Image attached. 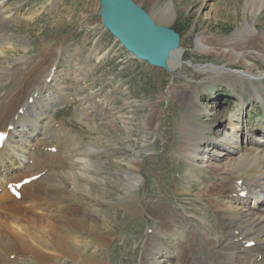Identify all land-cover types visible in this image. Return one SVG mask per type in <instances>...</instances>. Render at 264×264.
<instances>
[{
    "label": "rangeland",
    "instance_id": "obj_1",
    "mask_svg": "<svg viewBox=\"0 0 264 264\" xmlns=\"http://www.w3.org/2000/svg\"><path fill=\"white\" fill-rule=\"evenodd\" d=\"M250 1L131 0L135 7L149 15L154 22L155 19L158 20L156 13L159 9H163L167 4L171 6L170 10L174 15L167 19L160 18V23L157 24L178 35L179 45L184 53V63H178L171 72L136 59L110 34L102 23V0L7 2L11 12L5 13V17L12 16L8 24L11 38L9 43L4 42L0 46L1 50L8 49V54H0V80L4 81L0 84V97L11 87L12 78L6 79L10 76L6 75V71L10 73L11 65H14L13 76L16 77L34 68L40 72L58 51V62L54 67L56 71L46 84L47 89L38 91L39 93L44 90L42 95L46 98H61V101L55 102L57 104L51 107L47 121L50 128L53 126L57 128L56 131L63 130L65 133V141L60 145L58 137H47L50 145H59V155L55 157L50 172L65 181V176L61 173L70 168L69 164L76 163L72 157L92 146L86 164L91 172H98L97 176L93 175L89 179L92 193H70V197H67L73 204L83 208L82 216L86 217L98 232L83 231V239L89 238L96 242L100 234L109 231L114 233L111 243L98 247L99 254L90 250L93 253L89 256L90 263L148 264L145 248L150 228L156 221L144 212L129 213L119 201L125 194V173L132 167V162H137L142 169L143 179L135 190L130 189L133 197L140 201L169 204L177 211L179 224L186 217L192 225L199 228V218L204 214L210 223L203 236L198 233L202 228L190 232V247L185 258H181V264H204L196 262L197 257L192 254V249L203 244L208 254L215 240L225 237H229L236 244L233 264H264L259 255L264 251V245L247 248L246 244L250 243L247 238L235 234V229L225 227L223 223H216L213 207L208 204L209 197L203 194L206 187L219 184L222 187L227 184L235 156L226 154L223 148L202 147L199 156L181 150L184 142L180 125L182 117L188 109L197 105L205 109L204 116L198 123L206 130L210 129L208 123L214 119L210 115L213 111L221 113L223 117L220 121L225 120L228 127H234L237 122V125L243 123L247 128L246 134H249L248 130L264 125L261 104L258 100L249 98L247 94L255 87L260 95L264 96V77L257 78L264 72V62L260 59L254 60L252 55L254 51L264 54V47H258L255 43L246 46L247 51L237 59L227 49L232 48L235 51V48L241 47L240 42L245 41L242 39L245 36L237 38L240 39L239 45H235V32L246 23L256 24L259 31H264V8L259 14L250 16L247 6ZM199 37L209 40L207 44L213 46L214 50L199 54ZM246 52L252 53L247 56ZM192 63L194 67H191ZM196 66H212L213 70L206 73L197 72ZM248 67H252L256 80L253 85L247 87H243L244 80L238 81L234 77L216 74L217 71H214L226 68L229 72H243ZM31 94V91L22 93L24 97ZM237 94L244 99L243 111L240 107V96ZM215 130L216 128H211L210 131ZM254 139L258 142L256 135ZM42 141L43 137L37 135L30 145L34 148L37 142ZM72 142H75L73 146ZM214 145L217 146V143ZM39 152L48 153L46 150ZM68 153L72 154L71 159L68 158ZM52 158L51 162L54 159ZM35 166L40 167L38 164L32 165L33 168ZM79 168L80 164H75L73 172L81 175L84 172ZM36 171H39V168L29 170L28 173ZM85 178L80 176L77 182L80 183ZM102 197L105 200H102ZM94 198H100L96 199L99 200L100 206L90 203ZM26 199L25 196L23 202ZM65 203L63 201L61 204ZM231 203H223L220 206L223 208ZM230 206L242 210L246 207L255 208L252 200L247 205L233 203ZM52 209L56 210V207ZM0 217L3 225L7 227L3 229L0 226V232L4 230L3 235L8 236L10 233H16V239L13 236L7 237V240L16 241L14 246L4 245L7 251L12 253L9 255L8 264L17 260L15 257L13 261L10 260L14 254H19L20 260L27 261V264H35L29 257L31 252L42 254L45 260L62 254L63 249L59 248L56 233L54 236L50 234V228L48 231L38 226L37 221L48 223L52 221L51 218L43 220L23 205H20L18 210L9 209L4 213L0 211ZM31 226L34 229L30 230ZM2 238L7 242L4 236ZM154 245L157 255L154 256L152 264H165L159 255L166 249L170 251L173 248L172 238L171 244L166 237L156 241ZM237 251L242 254L237 255ZM79 253H84L82 248ZM62 260L65 264H79L69 261L67 257Z\"/></svg>",
    "mask_w": 264,
    "mask_h": 264
},
{
    "label": "bare ground",
    "instance_id": "obj_2",
    "mask_svg": "<svg viewBox=\"0 0 264 264\" xmlns=\"http://www.w3.org/2000/svg\"><path fill=\"white\" fill-rule=\"evenodd\" d=\"M8 1L9 0H0V46H2L4 42L9 43L11 38L8 24L12 16L7 15L5 17V13L11 12V8L9 9L10 6L7 4ZM247 6H249L250 16L254 14L256 15V13L264 8V0H251L250 3H247ZM170 8L171 6L167 4L165 7H163V9H159L156 13L159 17L157 16L158 20L155 19V22L151 17H149V15L146 16L155 26L167 29L165 26L162 27L157 24L160 23V18L167 19L174 15ZM243 36L245 37L242 38ZM237 38L245 39V41L240 42L241 44L239 45L238 41H240V39ZM207 41L209 40L203 37L197 38V52L199 54H202L208 50H214V48H212L213 46L210 47L207 44ZM237 43L239 46H241L239 49L235 48L234 51L232 48H227L232 52V55H235V59H237L239 55L243 54L244 51H247L246 46L253 45L255 43L258 47L260 45L264 47V31H259L256 24L246 23V25H242L235 32V45ZM7 51L8 49H2L0 54H8ZM246 53L247 56H250V53L252 52ZM183 54L184 53L182 52V49L179 45L178 38L176 45H174L171 50L168 51L165 57V68L171 72L178 63H184ZM252 55L254 60L257 61L260 59L264 62V54L260 53V51H254ZM58 56L59 53L56 51L55 57L50 59V62L47 64V66L40 70V72L34 68L28 70L27 73L22 72V75L20 74L21 76L18 75L19 77H16L13 76L14 65H11V74L6 71V69H4L6 73H8L6 75H10L7 76L6 79L8 80L12 78V81L11 87L8 88V90L6 89L7 91L4 93L2 92L3 94L0 97V133H7L5 142L0 149V203L4 205L8 204L5 205V207L1 206L0 211L4 213V211L9 209L18 210L19 206L23 205L24 207L31 210L35 215H37V217L42 218L43 220H46L47 217L52 219V221H48V223L37 221L38 226H40L42 230L45 229L49 231L48 228H50V234L52 235L56 233L59 248L63 249L62 254H60L58 257H52L45 260L42 254L31 252L29 257L31 261L35 262V264H58L60 261L61 264L63 261L62 259H65L66 257L69 261L75 263L92 264L90 263L89 256L93 255V253L90 252V250H95L94 253L99 254L100 250L98 247H100V245L102 247L103 245L111 243L114 239V233L109 231L108 233L103 234L100 232L102 234L96 238V242L95 240H89V238L88 240L83 239L85 238V236L81 234L83 231L88 233L89 230H91L97 234L98 232L95 230V226L90 224L86 217L82 216L83 208L79 207L75 203L73 204L71 200L67 199L70 193L72 195L74 193H81L82 195H90L92 193L89 179H91L93 175L97 176L98 174L97 171L91 172L86 165L88 164L89 153L90 150H92V146L72 157L75 159L76 163L69 164L70 168H68L67 171H63L61 173L65 176V181L67 182L62 180L61 177V179L59 177L56 178L55 173L50 172L48 176L45 174L35 181H32L29 184L21 187V197L19 200L15 199L5 189L6 184L12 183V181L9 180L13 175L18 172H20V174L13 177L24 175L22 170L25 168L26 163L24 162V159L21 158H25L24 156L28 155L29 153L28 149L31 144L30 138L34 137L35 134L46 136L52 130L50 127L46 128L47 121L50 118L49 112L51 107L54 104H57L55 102L61 101V98L59 96L53 99L48 97L46 98L45 95H42V91L47 89V83L45 79L50 76V72L54 69L56 63L58 62ZM98 60L99 58L97 61ZM192 66L194 67L193 63L191 64V67ZM212 68V66H204L201 68L197 66L195 67L197 72L200 71L203 73L213 70ZM224 70L227 71L226 68L214 71H217L216 74L234 77L235 79H238V81L244 80L245 83L243 84V87L253 85L256 80V75L252 74V67H248L247 70L243 72L227 71L224 73L222 72ZM23 74L25 75L24 77ZM261 77H264V72L257 76L259 79ZM35 80L36 82H33ZM3 82V80H0L1 85ZM234 83L236 85V82ZM41 89L44 90L38 93V91ZM29 91L33 93L29 95L32 98L31 103H29L28 96L24 97L22 95V93H28ZM34 93L39 96L41 95V98H33L32 96ZM249 93H247L249 98L258 100L261 104V107L263 108L262 114L264 116V96L260 95L257 88L255 87H253V89L251 88ZM18 94L19 98L22 99L18 98ZM239 100L241 103V111H243L245 106L244 99L242 96H240ZM191 108L185 112L180 124L181 130L184 134V142L181 146V150L183 152L193 154L195 153L199 156V152L202 147H211L215 149L223 148L226 154H233V156H235L232 164L234 169L232 168L229 171V179L223 177L228 179L227 184H224L222 187H220L219 184L218 186H210L203 189V194L207 198L209 197L208 204H211L210 206L213 207L214 221L216 223H223L225 227H231L235 229V234L247 238V241L250 243L253 242L254 245H264V125L262 124L259 128H255L251 131L248 130L249 134H246L247 128L244 127L243 123L237 125L239 124L237 122L234 127H228V124L225 120L220 121V118L223 117L220 115L221 113L219 114V112L213 111L210 113V115L214 117V119L208 123L210 125V129L206 130L204 126H199L198 123L204 116L205 109L199 105H197L195 108ZM18 110H22V114H18ZM150 122L151 118L148 120L147 124L149 125ZM211 128H216V130L211 132ZM208 134H212V136ZM255 135L258 139V142L254 139ZM215 142L217 143V146L214 145ZM218 143H221V145L219 146ZM74 144L75 142L71 144V146ZM32 157L37 156L34 154ZM69 159H71V157ZM77 163L80 164L79 170L84 172L81 175L74 173L75 171L73 172L75 164ZM141 170L142 169L139 167L137 162H132V167L128 168L125 173L126 177L125 182L123 183V187H126L125 194L120 197L119 201H121L122 207H124V209L129 213L140 214L144 212L149 216L151 215L156 221V224H152L150 233L148 235V244L145 248L147 249L146 262L148 264H152V261L155 259L154 256L157 255V253L154 252L156 248L154 243L167 237L169 244H171L172 238L174 246L170 251L166 249L164 253H161L160 255L158 254L160 260L165 264H181V258H185L190 247V232L202 228V231L198 230V233L203 236L205 233V228H207V225H210V223L207 221L204 214V216L199 218V228H196L195 225H192L190 220L186 217L184 218L183 222L179 224V215L177 211H174V208L169 204L164 202L151 203L150 200L147 201L143 199V201H140L137 200L136 197H133V195L130 193L131 190H135L134 188H137L140 180L143 179ZM90 173L91 175H89ZM30 176L32 175L24 176L22 179L28 178ZM80 176L86 178L85 180L78 183L77 181ZM130 179L131 181H129ZM239 182L240 184H238ZM43 189L45 192H43ZM128 194L131 196H127ZM25 196L27 199L23 202ZM96 199H91L90 203L94 204L95 206H100L101 204L99 200ZM102 200L105 199L102 197ZM250 200L253 201V206H255V208L246 207L242 210L236 206H230L233 205V203L247 205ZM63 201L66 203L61 204ZM227 202L233 203H231L229 206H225ZM223 203H225V207L222 208L220 205ZM55 207L56 210L52 209ZM0 226L3 229H7V227H5V225L2 223L1 217ZM29 229L30 227L28 230ZM32 229L34 228L31 226L30 230ZM3 233H5L4 230L0 232V264H8L9 255L12 253H9L4 245L9 244L10 246H14L16 241L7 240V237L13 236L16 239V233H10V236L3 235ZM3 236L6 238L7 242H4V238H2ZM247 244L245 247H247ZM235 247V242L231 241L229 237H225L220 240H215L214 245H212L211 252L208 254H206L207 249L203 244L195 247L191 252L197 257V263L204 262V264H233V261H235ZM80 248L83 249L84 253H79ZM236 254L240 255L242 253L237 251ZM14 255L16 256L15 258H17V260H15L16 263L13 261L12 264L28 263L27 261L20 260L19 254ZM259 255L261 262L264 263V251L259 253ZM65 263L66 262L63 261L62 264Z\"/></svg>",
    "mask_w": 264,
    "mask_h": 264
},
{
    "label": "water",
    "instance_id": "obj_3",
    "mask_svg": "<svg viewBox=\"0 0 264 264\" xmlns=\"http://www.w3.org/2000/svg\"><path fill=\"white\" fill-rule=\"evenodd\" d=\"M104 27L136 59L165 68L168 51L176 45L178 35L155 26L131 0H102Z\"/></svg>",
    "mask_w": 264,
    "mask_h": 264
}]
</instances>
